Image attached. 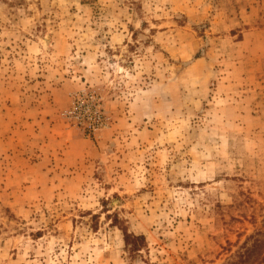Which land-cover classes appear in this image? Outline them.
Wrapping results in <instances>:
<instances>
[{"label": "rangeland", "instance_id": "rangeland-1", "mask_svg": "<svg viewBox=\"0 0 264 264\" xmlns=\"http://www.w3.org/2000/svg\"><path fill=\"white\" fill-rule=\"evenodd\" d=\"M44 115L88 141L53 183ZM261 229L264 0H0V264H222Z\"/></svg>", "mask_w": 264, "mask_h": 264}, {"label": "crops", "instance_id": "crops-1", "mask_svg": "<svg viewBox=\"0 0 264 264\" xmlns=\"http://www.w3.org/2000/svg\"><path fill=\"white\" fill-rule=\"evenodd\" d=\"M31 117V116H29ZM30 123V122H29ZM28 125V124H27ZM30 126V125H29ZM43 127L47 128L49 130L48 134V139H44L43 143L41 144V146H37V150L39 151L37 154V158L41 159V163H42V167H43V177H46V181L49 183H53L50 175V171L52 170V163L53 159L59 158L58 154H60V159L63 157H70L71 154L76 155L77 157L79 156H83L84 155V151L75 149L74 147V142L79 141L80 143L84 142V143H88L87 140H77L75 137H72L73 135H71L69 133L68 130H66L65 126L59 121L58 116H54V117H48L47 116H43ZM57 143H61L62 145V149H57V147L55 148V144ZM91 148H89V150L87 151V153H90ZM28 160V157H27ZM44 163V164H43ZM38 164H40L39 160H37V162H33L31 163H26L25 166L26 168H32L35 169V172L32 171H28L25 170V173L23 171H21L18 175H20V177H24V175L26 176V182H28L29 185H27L26 189H31L34 188L36 186L37 183H39L41 181V178H39V174H36V172H38L39 170H37V166ZM64 166V165H63ZM49 167V168H48ZM37 190V189H36ZM32 191V190H31Z\"/></svg>", "mask_w": 264, "mask_h": 264}, {"label": "built area", "instance_id": "built-area-1", "mask_svg": "<svg viewBox=\"0 0 264 264\" xmlns=\"http://www.w3.org/2000/svg\"><path fill=\"white\" fill-rule=\"evenodd\" d=\"M65 117L76 128L89 136L107 125V117L94 96L86 93H75L72 98V106L65 112Z\"/></svg>", "mask_w": 264, "mask_h": 264}, {"label": "trees", "instance_id": "trees-1", "mask_svg": "<svg viewBox=\"0 0 264 264\" xmlns=\"http://www.w3.org/2000/svg\"><path fill=\"white\" fill-rule=\"evenodd\" d=\"M121 230L126 246L138 252L145 243L144 236L128 233L125 228ZM222 264H264V230L249 235Z\"/></svg>", "mask_w": 264, "mask_h": 264}]
</instances>
